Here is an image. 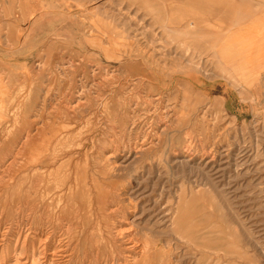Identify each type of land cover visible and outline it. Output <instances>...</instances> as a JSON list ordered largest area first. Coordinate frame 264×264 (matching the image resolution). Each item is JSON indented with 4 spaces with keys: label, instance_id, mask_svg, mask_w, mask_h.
<instances>
[{
    "label": "rangeland",
    "instance_id": "obj_1",
    "mask_svg": "<svg viewBox=\"0 0 264 264\" xmlns=\"http://www.w3.org/2000/svg\"><path fill=\"white\" fill-rule=\"evenodd\" d=\"M103 2L0 0V57L7 63L0 66V105L18 112L12 119L0 113V238L15 239L22 229L34 244L30 228L49 224L66 235L68 264H149L141 255H153L151 264H264V84L245 87L249 102L241 104V77L219 81L228 72L213 49L175 39L160 8ZM25 112L38 121L36 138L11 165L32 128L23 124ZM50 141L63 155L52 174L41 172L46 180L56 186L70 172L110 196L90 229L82 217L77 223L44 209L53 196L43 199L28 184L19 199L17 186H9Z\"/></svg>",
    "mask_w": 264,
    "mask_h": 264
},
{
    "label": "bare ground",
    "instance_id": "obj_2",
    "mask_svg": "<svg viewBox=\"0 0 264 264\" xmlns=\"http://www.w3.org/2000/svg\"><path fill=\"white\" fill-rule=\"evenodd\" d=\"M1 19V18H0ZM1 22V21H0ZM2 28V27H1ZM4 28V27H3ZM2 32V31H1ZM11 35V34H10ZM5 36V34H4ZM7 38V37H6ZM14 41V39H12ZM9 41V40H8ZM18 43V42H17ZM3 44V43H2ZM5 44V43H4ZM10 44V43H9ZM8 45V44H7ZM13 45V44H12ZM19 45V44H18ZM4 46V45H3ZM10 46V45H9ZM16 46V45H15ZM18 47V46H17ZM12 51V50H11ZM47 52V51H46ZM2 57V56H1ZM0 57V66L2 64H7L6 61L4 60V58ZM22 69L24 68V65H19ZM1 70V69H0ZM25 71H28L27 69H24ZM33 71V70H32ZM34 73V72H33ZM45 73V72H44ZM8 74V73H7ZM10 74V73H9ZM8 74V75H9ZM19 72H14L13 74H11V76H17L19 77ZM41 74V72H40ZM39 74V75H40ZM48 74V73H47ZM7 77H10V75ZM26 76V78L28 77V74H24ZM32 75V74H31ZM23 76V75H22ZM41 76V75H40ZM47 76V75H46ZM5 77V76H4ZM14 77V78H15ZM30 77V76H29ZM43 79V76H41ZM45 77V76H44ZM20 78V77H19ZM16 80V79H15ZM30 80V79H29ZM21 83V81H20ZM31 83V82H30ZM44 83V82H43ZM23 84V83H22ZM18 85V84H17ZM72 85V84H71ZM28 86V85H26ZM40 86V85H39ZM55 86V85H54ZM57 86V85H56ZM61 86V85H60ZM6 86L4 85L3 81L0 79V92L5 95V88ZM30 87V86H29ZM58 87V86H57ZM56 87V88H57ZM84 87V86H83ZM9 89V88H8ZM14 89V88H13ZM75 89V88H74ZM111 89V88H110ZM16 90V88H15ZM28 90V89H27ZM35 90V89H34ZM52 90V88H51ZM22 91V89H21ZM85 92V91H84ZM12 93V92H11ZM15 93V92H14ZM27 93V92H26ZM33 90H29L28 91V102L29 103H33L32 99H33ZM42 93V92H41ZM21 94V93H20ZM35 94V93H34ZM37 95V94H36ZM87 95V94H86ZM1 96V95H0ZM10 96V95H9ZM20 96V95H19ZM18 96V97H19ZM25 96V95H24ZM39 96V95H38ZM21 98V97H20ZM40 98V97H39ZM51 98V97H50ZM18 99V98H17ZM24 99V98H23ZM52 99V98H51ZM41 100V99H40ZM16 101V100H15ZM35 101V99H34ZM114 101V100H113ZM5 101H2V103L4 104ZM18 102V101H17ZM39 102V101H38ZM115 102V101H114ZM0 103V104H2ZM15 104V103H13ZM46 104V103H45ZM44 104V105H45ZM16 105V104H15ZM38 105V104H37ZM91 105V104H90ZM2 105H0V113L2 114V116L4 118H9L12 119L10 116H15L18 112H12L14 110V108H8V107H1ZM14 106V105H13ZM18 107V106H16ZM20 107V106H19ZM103 107V106H102ZM111 107V106H110ZM114 107V106H113ZM104 108V107H103ZM112 108V107H111ZM116 108V107H115ZM29 109V108H28ZM113 109V108H112ZM30 110V109H29ZM111 110V109H110ZM18 111V110H17ZM33 111V109H32ZM31 111V112H32ZM31 112H25L22 116L23 119V124L27 125L29 123L30 127L32 126V128L28 131H26V135H25V141H23V145H21L17 151L14 153V156L12 158L11 161V165H13V161H15L17 158H20V155L25 156L24 153V148L25 145H30L34 142L36 135L34 134V131L38 130V129H34V124L35 122L38 121H30V119L33 117L31 115ZM42 112V111H41ZM41 112H40V116H41ZM109 112V111H108ZM14 113V114H12ZM33 113V112H32ZM110 113H112V111H110ZM45 114V111H44ZM118 114V113H117ZM38 115V114H37ZM43 115V114H42ZM18 116V115H17ZM45 116V115H44ZM118 116V115H117ZM42 117V116H41ZM83 117V116H82ZM14 118V117H13ZM19 118V117H18ZM16 119V118H15ZM38 119V118H37ZM36 119V120H37ZM63 119V117H62ZM110 119V118H108ZM1 120V119H0ZM33 120V119H32ZM68 120V119H67ZM7 122V120H5ZM12 121V120H11ZM18 121V120H17ZM16 121V123H17ZM41 121V120H40ZM1 122V121H0ZM19 122V121H18ZM43 122V121H42ZM55 122V121H54ZM66 122V121H64ZM14 123V122H13ZM47 123V122H45ZM53 123V122H52ZM51 123V124H52ZM10 124V123H9ZM48 124V123H47ZM46 124V125H47ZM6 126V124H5ZM10 126V125H8ZM15 126V125H14ZM12 127V126H11ZM38 127V126H37ZM49 127V126H48ZM15 128V127H14ZM53 128V127H52ZM90 128V127H89ZM8 129V127L6 128ZM49 129V128H48ZM11 129H9L10 131ZM47 130V129H46ZM55 130V129H54ZM45 131V130H44ZM58 131V130H57ZM6 132V131H5ZM47 132V131H46ZM50 132V131H49ZM72 132V130H71ZM80 133V132H79ZM12 134V132H11ZM47 134V133H46ZM51 134V133H50ZM59 134V133H58ZM52 135V134H51ZM9 136V134H8ZM42 136V135H41ZM45 136V135H44ZM57 136V135H56ZM75 136V135H74ZM4 137V136H3ZM53 137V136H52ZM78 137V135H77ZM87 137H89L87 135ZM8 138V137H7ZM24 138V137H23ZM40 139V138H39ZM54 139V138H53ZM63 139V138H62ZM74 139V137H73ZM1 140V139H0ZM4 140V139H2ZM47 140V139H46ZM55 140V139H54ZM60 140V139H59ZM82 140V139H81ZM64 141V140H63ZM62 141V142H63ZM37 142V139H36ZM60 142V141H59ZM65 142H67V140H65ZM77 142V141H76ZM51 141L49 142L48 146L46 147H41V149H38V151L36 152L35 156L33 157V162L31 163V165L28 164H22L20 167V172L19 173H26L25 176H23L22 178H20L17 181V177L16 182L9 184L10 188H15L17 186V188H15L14 190L16 191L15 194L19 199H23V193H27V187L26 185L30 184L28 186V188L31 190V192L35 193L36 195H42L43 199L53 196V199L48 202V203H42V207L44 209L47 208H52V210H61V214L65 213L67 216H71L73 217V220L76 221L77 223L79 222V220L81 219V217L84 220V223H86V225H88V228H91L92 225V218H98L105 209H103V207L108 206V198H110V196L108 195V193H105L103 191V187L99 188L97 186L92 187L89 186L90 182H87L86 179L83 180L81 182V185L79 184V180L72 179V174L69 172L67 173L64 177L62 178H56V186H53V182L51 180H46V178L43 176L44 174H46L48 171L52 172V168L55 167L58 162H59V157L62 156L63 154L59 155V150L57 148V146L54 147V149H52V144H50ZM85 143V142H84ZM20 144V143H19ZM64 144V142H63ZM69 144H72L71 142ZM68 144V145H69ZM1 145V143H0ZM60 145V143H59ZM62 145V143H61ZM66 145V144H65ZM67 145V146H68ZM6 146V144H5ZM64 146V145H63ZM73 146V145H72ZM86 147V146H85ZM60 148V147H59ZM63 148V147H62ZM71 148V147H70ZM94 148V147H93ZM61 149V148H60ZM64 149V148H63ZM83 149V148H81ZM1 151V150H0ZM3 151V150H2ZM64 151V150H63ZM82 151V150H81ZM66 152V151H65ZM63 152V153H65ZM80 152V151H79ZM93 152V151H92ZM61 153V152H60ZM67 153V152H66ZM3 154V153H2ZM5 155V154H3ZM27 155V154H26ZM29 155V153H28ZM118 155V153H117ZM79 156V154L77 155ZM108 156V155H107ZM111 157L108 156L107 159H109ZM122 158V157H121ZM27 159V158H26ZM31 158H29L30 160ZM81 159V158H80ZM117 159V158H116ZM32 160V159H31ZM94 160V159H93ZM17 161V160H16ZM25 161V160H24ZM125 162V161H124ZM177 162V161H176ZM28 163V162H27ZM67 163H71V158L63 161L58 169L56 170V173H59L61 167L64 164ZM8 164V163H7ZM89 164V163H88ZM10 165V166H11ZM18 166V165H17ZM88 166V165H87ZM32 167V168H30ZM89 167V166H88ZM67 168V167H66ZM30 169L32 171V174H30ZM52 169V170H51ZM67 170V169H66ZM12 171V170H11ZM14 171V170H13ZM43 171V175L41 174V172ZM28 172V174H27ZM73 172V171H72ZM16 173V172H15ZM12 174V173H11ZM50 174V175H51ZM6 175V174H5ZM13 175V174H12ZM30 175L32 176L31 180H29L28 178L30 177ZM48 175V176H50ZM4 176V175H3ZM117 176V175H116ZM55 177V176H54ZM48 178V177H47ZM51 178V177H50ZM49 178V179H50ZM54 178L52 177V180ZM124 180V179H123ZM122 180V181H123ZM30 181V182H29ZM29 182V183H28ZM92 183H94L92 181ZM14 184V185H13ZM115 184V183H114ZM55 185V184H54ZM83 187L84 192L81 190V188ZM126 187V186H125ZM127 189V188H126ZM55 190V191H54ZM11 192V191H10ZM39 192V193H38ZM123 192V191H122ZM12 193V192H11ZM121 193V192H120ZM129 193V192H128ZM116 194V193H114ZM117 195V194H116ZM116 195L113 196L112 198H114L116 200ZM130 195V194H129ZM4 197V196H1ZM42 199V201H43ZM122 200V199H121ZM126 200V199H125ZM128 201V200H127ZM126 201V202H127ZM45 202V201H44ZM30 204V203H29ZM88 207V210L86 209ZM181 206V203L179 204ZM110 206L114 207V204H111ZM42 209V208H41ZM178 209V208H177ZM35 210V208H34ZM40 210V209H39ZM54 212V211H53ZM37 213V212H36ZM59 214V213H58ZM135 214V213H134ZM64 215V214H63ZM5 217V216H4ZM38 217V216H37ZM22 218V217H21ZM125 221L128 223V225H132L133 221L130 220V218L128 216L125 217ZM28 222V221H27ZM36 222V221H35ZM53 220L50 222L52 223ZM82 222V221H81ZM97 222V220H96ZM77 223H72L73 226L78 225ZM40 225V224H39ZM81 225V224H80ZM79 225V226H80ZM35 229L32 227L30 228L31 231H34V237L33 239L35 240V243L33 244L32 241L28 240V235L25 236V234H21L22 229H20L17 233L19 234H15V239H12L14 237V234H12L13 236L8 237L7 240H5V234H2L0 238V264H68L69 260H70V256L71 254L69 253V251L64 247V242L66 240V235L60 232H53L49 231L47 228H49V224L48 227L44 226L43 227H39L38 224L35 225ZM41 226V225H40ZM78 226V227H79ZM100 226V225H99ZM68 229H71V227L69 226ZM122 229V228H121ZM77 231V230H76ZM114 232V231H113ZM124 232V230H122L119 233ZM203 232V231H202ZM57 233V234H56ZM96 235V234H95ZM203 235V234H202ZM201 235V236H202ZM85 236V235H84ZM97 236V235H96ZM98 238V237H97ZM92 240V239H91ZM127 241L129 243H132L131 248L133 249L135 247V244L133 243L131 237L127 238ZM99 243V242H98ZM76 244V243H75ZM103 244V243H101ZM99 244V245H101ZM104 245V244H103ZM105 246V245H104ZM110 246L113 248V252L112 254H116V247L115 245L110 244ZM154 246V245H152ZM83 247V246H82ZM101 248V247H100ZM5 249H7V251H5ZM76 249V248H75ZM104 249V247H103ZM87 250V249H86ZM110 250V249H109ZM153 251V250H152ZM80 253V251H79ZM108 254V252H107ZM79 255V254H78ZM96 255V254H95ZM99 256V255H98ZM129 256V255H128ZM69 257V259H67ZM79 257V256H78ZM110 258V257H109ZM143 258V259H142ZM151 258H153V255L148 256L145 255L142 256L141 255V260L142 263H145V259L146 261L151 264L152 260ZM67 260V261H66ZM76 261V260H75ZM114 260H108L106 259L105 262L100 263V264H114ZM99 263V262H98ZM137 264V263H135Z\"/></svg>",
    "mask_w": 264,
    "mask_h": 264
},
{
    "label": "crops",
    "instance_id": "obj_3",
    "mask_svg": "<svg viewBox=\"0 0 264 264\" xmlns=\"http://www.w3.org/2000/svg\"><path fill=\"white\" fill-rule=\"evenodd\" d=\"M98 1H104V6L111 9L160 8V22L166 24V31L175 39L189 38L194 46L213 49V55L224 67L221 70L228 72L219 81L229 83L241 77V104L249 102L244 98L245 87L252 88L259 80L264 84V0Z\"/></svg>",
    "mask_w": 264,
    "mask_h": 264
}]
</instances>
